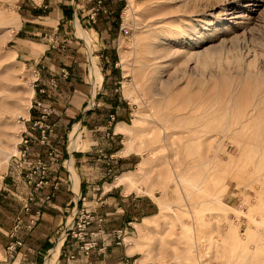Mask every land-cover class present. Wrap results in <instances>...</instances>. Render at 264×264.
<instances>
[{"label":"rangeland","instance_id":"rangeland-1","mask_svg":"<svg viewBox=\"0 0 264 264\" xmlns=\"http://www.w3.org/2000/svg\"><path fill=\"white\" fill-rule=\"evenodd\" d=\"M22 1L0 0V140L19 148L8 161L0 155V187L7 183L6 188L1 187L0 194L6 196L0 203L7 208L16 201L12 191L30 189L22 178L28 172V162L51 156L49 150L61 159L74 138L70 129L80 120L77 112L65 113L60 132L63 137L57 149L50 137L46 143L40 141L36 124L39 118L29 115L34 103H43L37 98L39 90L35 92L39 68L26 64L15 46ZM58 2L61 5L57 13L64 19L68 0ZM79 2V10L86 7ZM89 2L91 14L96 12L90 18L94 23L102 11L108 10L107 3ZM113 7L119 11L120 28L110 39L116 73L109 79L113 94L107 95L120 97L125 103L121 113L125 128H116L121 131L117 134L119 153L137 154L132 153L130 169L111 175L108 180L113 182L98 191L101 195L102 190H108L117 208L132 196L149 207L147 216L137 215L133 225L118 222L113 233L122 229L121 236L125 238L118 245L128 244L130 253L137 252L135 256L141 264H264V0H119ZM150 17L156 21L153 28L143 26ZM62 23L64 28L71 22L61 21L58 25ZM75 24L84 47L86 85L90 89L89 58L95 57L104 79L101 53L105 46L91 32L88 21L81 19ZM146 30L155 31L158 39L182 53L173 59L162 58L140 44L135 47V37L142 36L136 43L146 41ZM69 38L70 32L61 29L48 36L56 49L67 46ZM194 50L205 55L200 59H207V66L197 65L194 58L183 63ZM121 52H126L130 66L120 62ZM138 74L146 75L141 83ZM53 83L56 87L64 84L56 79ZM125 84L138 100L125 94ZM105 101L106 97L100 108L104 106L102 112L108 113ZM94 102L95 98L89 103L92 109L97 108ZM40 114L44 122L55 123L53 110L42 116L43 106ZM31 124L37 127L38 134L31 131ZM113 128L106 129L111 132ZM84 129L79 146L69 151L87 147L84 138L90 133ZM25 134L30 138L27 143L21 142ZM32 138L35 142L31 145ZM142 162L144 170L140 171ZM124 170L133 171L130 175L143 188L141 192L135 184L129 187L126 182L117 183ZM162 199L169 205H162ZM83 208L91 222L78 248L87 256L95 246L86 248L85 243L94 239L93 235L101 245L108 230L98 224V218H104L102 212ZM73 228L78 230L77 226ZM91 231L95 233L90 235ZM76 256L77 253L67 255L71 262L66 264L73 263ZM86 258L90 257L84 258L89 262Z\"/></svg>","mask_w":264,"mask_h":264},{"label":"crops","instance_id":"crops-1","mask_svg":"<svg viewBox=\"0 0 264 264\" xmlns=\"http://www.w3.org/2000/svg\"><path fill=\"white\" fill-rule=\"evenodd\" d=\"M58 1L55 3L53 0L22 1V18L15 32V46L26 64H30L34 69L39 68L38 87L35 88V92L39 90L37 98L43 100L44 107H53L52 117L56 127L50 135V140L53 139L52 146L55 145L56 149L59 146V141L63 137L60 132L63 123L66 121L64 116L70 111L77 112L80 121H83L82 126L89 130L90 135L84 138L87 144L84 149L69 151L71 150L69 144V150L64 149L61 159L57 155L42 156L50 162L48 177L51 178V181L43 188L37 189L35 199L31 202L32 210L25 214L27 220L35 215L37 210H40L36 220L37 224L33 228H29L26 223L23 224L18 237L24 240V245L17 247L14 251H9L6 247L13 240L8 236V231L13 224L15 215L21 209V203L28 190L12 191L16 201L8 208L2 205L6 194L3 192L0 194V202L2 203H0V264H48L49 262L50 264H66L71 262L67 255L74 253H77V258L71 264H116L127 257L136 258L137 262L141 264L142 262L138 260L139 257L135 256L137 252L130 253L128 244L126 246L118 245L120 243L115 238L116 235L113 230L118 222L132 224L137 215L142 216V218L147 216L149 207L144 205L141 199H137V196H132L127 203L123 204V207L117 208V203L113 200L115 198H109L112 195L108 193V190H102L101 195L98 191L101 186L105 187L107 183L113 182L108 180L111 175H117L116 173L121 169L129 168L133 160L132 153L137 154L134 151L124 155L119 153L121 149L117 148L119 142L117 134H120L121 131H117L116 128L125 126L122 123L125 120L124 116H121L125 103L120 97L107 95V92L113 94V85L112 82H109L112 80L109 79L115 77L116 73L114 58L110 57L113 54L110 52L109 46L111 45L110 39L120 28L118 23L119 11L113 7L119 0H105L108 10L102 11L98 21L94 23L90 20L92 9L89 7V0H68V4L65 6L66 16L64 19L63 15L59 16L57 13L61 5ZM79 1L86 4L82 10L78 9ZM81 19L88 21L89 25L87 26L91 32L95 33L105 46L101 53L105 62L104 82L103 86L94 93L92 92L93 85L90 89L86 85L87 63L84 57V47L80 41L81 37L77 34L75 24V21L78 20L79 22ZM61 21L71 23L65 25L64 30L63 23L58 25ZM59 29L67 34L70 32V38L66 43L67 46L56 49L53 48L55 46H51L48 36L58 33ZM86 33L89 37V33L87 31ZM107 35L110 37L108 38ZM65 70L68 74L64 73ZM90 72L91 65L89 75ZM55 79L64 82V84L58 87L54 86L53 80ZM105 97L107 98L105 102L109 105L106 108L110 110L108 113L102 112L104 106L100 108ZM94 98V103L97 105L96 109L89 106ZM33 105L35 107L29 111V115H32L34 119H40L43 106L36 103ZM112 112L116 115V119L112 125L114 128L110 132L106 128L112 127L107 125L109 114ZM29 127L32 129L31 131H36L38 134L37 127L34 128L33 124ZM94 136L98 140H95ZM30 142L32 145L35 139L32 138ZM69 162L77 170L80 187L75 186L71 170L68 167ZM124 172L127 171L124 170ZM118 184L114 183V185ZM2 185V188L7 187L6 182ZM11 187L13 186L11 185ZM47 194L50 195V198H46ZM106 195L107 199H103V196ZM107 202L109 203L108 206ZM83 206L87 207L89 211L102 212L105 227L108 230L106 236L101 240V244L106 245V248L99 250L98 247H93L87 256H84L82 250L78 248L80 240L69 236L64 237V231L73 223L69 225V219L72 218L73 221L76 210ZM103 206L106 208L101 209ZM61 236L63 242L58 256L54 258L52 257V249L60 241ZM85 257H90L89 259L86 258L89 262L84 261ZM143 264H149V262Z\"/></svg>","mask_w":264,"mask_h":264},{"label":"built area","instance_id":"built-area-1","mask_svg":"<svg viewBox=\"0 0 264 264\" xmlns=\"http://www.w3.org/2000/svg\"><path fill=\"white\" fill-rule=\"evenodd\" d=\"M102 2V0H98V3ZM99 5V4H98ZM96 15V12H93L91 14L92 17ZM65 74H68V72L65 70ZM37 103L40 105L42 104L41 100H38ZM52 112V109L50 107H44V114L42 116H45ZM110 117L108 119V127H111L113 125V122L116 119V115L112 112L109 114ZM36 124L39 127V134H40V141L42 143H46L53 132V129L55 127V123H48L44 122V119L41 118L36 121ZM23 139L21 140L24 142H29L30 138L27 134L23 135ZM21 150V149H20ZM25 151V149H23ZM22 151V150H21ZM23 153L25 154V152ZM49 154L52 156L54 152L52 150L48 151ZM27 170L23 176L24 181L26 182V185L30 186L29 190L27 191L25 197L23 198V201L21 203V209L19 212L15 215L13 224L9 228L8 231V236L13 238V240L6 246L9 251H14L16 250L17 247H20L24 245V240L20 237H18V233L20 229L22 228L23 224L26 223L29 228H33L37 223V216L40 213V210H37L36 214L33 215L32 217L28 218L27 220L25 219V214L28 211L32 210V205L31 202L35 199V193L37 189L43 188L45 185L49 183V177H48V171H49V166L50 162L49 160L45 158H38L36 161H29L27 164ZM20 175L22 176L21 172L19 171ZM81 196V194H80ZM46 198H50V195L47 194ZM84 199V197H83ZM83 207L79 208L76 210L75 215L73 216V223L71 226H68V228L64 231L65 236H70L71 238H76L80 241H85V236L88 234L87 231H85V228L87 227L88 224H90V220L88 219V215H85L83 212ZM98 224L99 225H105V221L103 216H100L98 218ZM77 226L78 230L74 229L73 227ZM122 229H117L116 237L118 238V243H121L125 238L121 236ZM95 231H91L90 235L94 234ZM92 239L90 242L85 243L86 248H90L91 246L98 247L99 250L105 249L106 245L101 244L98 239H95V237L92 235ZM116 264H139L136 260V258L131 259L130 257L123 258L120 261H118Z\"/></svg>","mask_w":264,"mask_h":264},{"label":"bare ground","instance_id":"bare-ground-1","mask_svg":"<svg viewBox=\"0 0 264 264\" xmlns=\"http://www.w3.org/2000/svg\"><path fill=\"white\" fill-rule=\"evenodd\" d=\"M132 13V12H131ZM130 14V13H129ZM165 14V13H164ZM151 16V14H150ZM164 17L161 19L163 20ZM149 19L147 18L146 19V23L143 24V26H149V27H152V24H154V21L151 17H150V20L148 21ZM156 27L159 26V25H155ZM154 26V27H155ZM168 27V25H166ZM77 27H79V29L83 32L85 31L83 27H81L79 25V23H77ZM155 27V28H156ZM153 28V27H152ZM152 28H149L150 30ZM147 29V28H146ZM160 29L162 30V28L160 27ZM13 30V29H12ZM150 30H146L145 32L148 34L145 37L146 41L144 40L143 42H139V43H136L138 40L142 39L141 37L142 36H138V37H135V44L136 46L135 47H138V45H142L143 49L144 50H148L150 53H153L156 57L157 56H165L167 58V56L171 59L174 58V56H177L178 53H182L181 51L177 50V49H173L171 47H169V42L163 40V39H158L157 36H155V31H150ZM172 30V29H171ZM185 31V30H184ZM171 32V31H170ZM86 32H84L85 34ZM185 33V32H184ZM167 34V33H166ZM175 34V33H174ZM170 38V37H169ZM171 39V38H170ZM159 42V43H162L163 46L160 47V45L156 44L155 42ZM123 42V41H121ZM156 44V45H155ZM150 47V48H149ZM165 53V54H163ZM187 55V53H185ZM200 56H205L204 54H201L199 51H196L194 50L192 53H190L188 56H186V59H183L184 62L183 63H187L190 59L194 58L196 59L197 61V65H202L203 66H207L208 65V60L205 59V60H202L200 59ZM164 57V58H165ZM162 60V59H161ZM179 61V60H178ZM90 65H91V72H90V80L92 81V92L94 93L96 90L100 89L102 86H103V77H102V72L99 68V65L97 64V62L95 61V57L94 56H90ZM120 62L123 63L124 67H128L130 66V61L128 59V57L126 56V52H121V59H120ZM146 63V62H145ZM252 64V62H251ZM130 69H132L130 67ZM136 69V68H135ZM134 70V69H132ZM139 71V70H138ZM135 72V71H134ZM146 74V73H145ZM148 74V73H147ZM140 74H138L137 78L138 79V83H141L143 81V79L146 77V75H142V76H139ZM124 92L127 96H130V97H133L135 100H138V96H133L132 94V90H131V87L127 84L124 85ZM34 93V90L32 91V94ZM235 93V92H234ZM232 94V93H231ZM230 94V96H231ZM253 105V104H252ZM2 106V105H1ZM3 107V106H2ZM250 111V109H248ZM247 113V112H246ZM246 116V115H245ZM231 117V116H230ZM229 117V118H230ZM243 117V116H242ZM235 118V117H234ZM140 119V118H139ZM137 119V120H139ZM232 119V118H231ZM2 126V125H0ZM82 123L81 121H76L72 128L70 129V132L73 133V140L71 141L70 143V149H73V148H76L78 147L80 141H81V137H82ZM125 127L123 126V128L120 126H118V129H124ZM1 131V134H2V131L3 130H0ZM6 135H8V133H6ZM9 136V135H8ZM70 139V138H69ZM69 145V144H68ZM18 147L17 145H13V146H9V145H6L4 143L3 140H0V155H2V159H4L5 161H8L10 160L11 156H13L14 154H16L18 152ZM68 167L69 169L71 170V174H72V177H73V180H74V183H75V186L77 187H80L79 184H80V178H79V175L77 173V170L73 167L72 163L69 162L68 164ZM139 169L140 171H143L144 170V167H143V162L141 164H139ZM131 172L133 171H129L128 173H124L123 175L119 176V180L117 181V183L119 182H126L129 187H132L135 183H136V179L132 177ZM136 187H138V191H142L143 188L140 187V185H137L135 184ZM80 195V194H79ZM159 202H161L162 205H169L168 201L162 199V200H159ZM72 223V218L69 219V225ZM60 241L56 244V246L52 249L53 253H52V257L56 258L58 256V252H59V249H60V246H61V243L63 242L62 240V236L60 237L59 239Z\"/></svg>","mask_w":264,"mask_h":264}]
</instances>
